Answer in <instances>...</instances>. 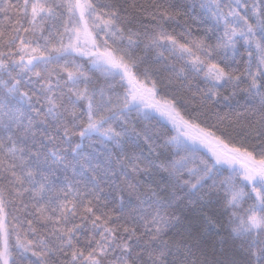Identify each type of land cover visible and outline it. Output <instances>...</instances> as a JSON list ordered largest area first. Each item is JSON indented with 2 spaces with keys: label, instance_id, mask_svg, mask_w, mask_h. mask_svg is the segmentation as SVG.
<instances>
[{
  "label": "snow or ice",
  "instance_id": "6c2138e0",
  "mask_svg": "<svg viewBox=\"0 0 264 264\" xmlns=\"http://www.w3.org/2000/svg\"><path fill=\"white\" fill-rule=\"evenodd\" d=\"M0 264H264V0H0Z\"/></svg>",
  "mask_w": 264,
  "mask_h": 264
}]
</instances>
